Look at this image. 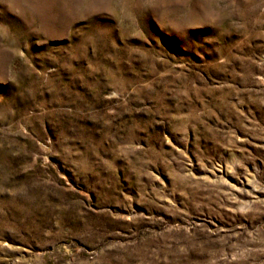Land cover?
I'll return each mask as SVG.
<instances>
[{"label":"rangeland","instance_id":"1","mask_svg":"<svg viewBox=\"0 0 264 264\" xmlns=\"http://www.w3.org/2000/svg\"><path fill=\"white\" fill-rule=\"evenodd\" d=\"M0 264H264V0H0Z\"/></svg>","mask_w":264,"mask_h":264}]
</instances>
